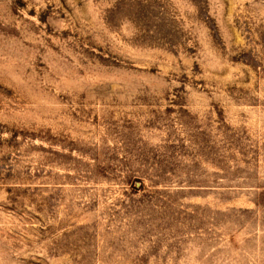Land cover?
<instances>
[{"label": "rangeland", "instance_id": "rangeland-1", "mask_svg": "<svg viewBox=\"0 0 264 264\" xmlns=\"http://www.w3.org/2000/svg\"><path fill=\"white\" fill-rule=\"evenodd\" d=\"M0 264H264V0H0Z\"/></svg>", "mask_w": 264, "mask_h": 264}]
</instances>
